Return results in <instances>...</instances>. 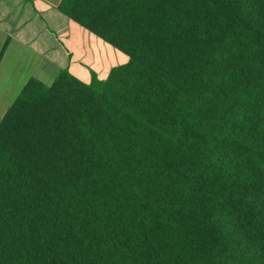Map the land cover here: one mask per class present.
<instances>
[{"label":"trees","instance_id":"obj_1","mask_svg":"<svg viewBox=\"0 0 264 264\" xmlns=\"http://www.w3.org/2000/svg\"><path fill=\"white\" fill-rule=\"evenodd\" d=\"M59 8L129 61L0 121V264H264V0Z\"/></svg>","mask_w":264,"mask_h":264},{"label":"crops","instance_id":"obj_2","mask_svg":"<svg viewBox=\"0 0 264 264\" xmlns=\"http://www.w3.org/2000/svg\"><path fill=\"white\" fill-rule=\"evenodd\" d=\"M62 1L0 0V121L31 79L52 85L68 71L86 84L104 82L128 63L63 14Z\"/></svg>","mask_w":264,"mask_h":264},{"label":"rangeland","instance_id":"obj_3","mask_svg":"<svg viewBox=\"0 0 264 264\" xmlns=\"http://www.w3.org/2000/svg\"><path fill=\"white\" fill-rule=\"evenodd\" d=\"M118 59L124 60V63L128 62V57L122 53H119Z\"/></svg>","mask_w":264,"mask_h":264}]
</instances>
